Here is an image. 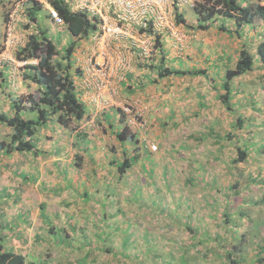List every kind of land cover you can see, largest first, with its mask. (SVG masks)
<instances>
[{"label":"rangeland","instance_id":"1","mask_svg":"<svg viewBox=\"0 0 264 264\" xmlns=\"http://www.w3.org/2000/svg\"><path fill=\"white\" fill-rule=\"evenodd\" d=\"M198 1L170 6L172 29L160 37L165 54L156 44L124 47L128 61L115 60L101 96L81 97L91 104L82 122L39 128L38 157L0 151V253H21L27 264H264V203L256 204L264 199V64L257 60L234 80L232 112L219 98L227 63L235 65L244 45L255 52L263 27H246L242 38L218 30L221 21L193 30ZM12 5H0V70L8 64L9 80L0 87V112L8 115L11 96L36 92L15 57L33 29H26L23 11L6 24L1 12ZM177 11L186 23L177 22ZM38 26L62 50L73 39L46 9ZM93 48L77 42L75 69L92 64ZM121 49L112 45L109 52ZM162 55L170 67L206 68L209 78L157 81L149 66ZM124 124L137 134V146L116 139ZM8 134L0 123V142ZM245 142L252 145L247 162H235ZM126 156L137 161L120 175L113 163ZM243 201L252 211L241 222ZM228 213L236 223H227Z\"/></svg>","mask_w":264,"mask_h":264},{"label":"trees","instance_id":"2","mask_svg":"<svg viewBox=\"0 0 264 264\" xmlns=\"http://www.w3.org/2000/svg\"><path fill=\"white\" fill-rule=\"evenodd\" d=\"M21 1L24 0L9 2L0 0V5L5 7L8 4H13L12 6L15 7ZM52 4L63 19L73 39L65 49H60L57 43L46 34V31L38 26L39 13L44 11L43 6L34 1L27 2L26 16L29 25L26 26V29L29 30L33 24L37 28L27 35L25 44L17 49L15 57L18 62L25 63L22 79L29 82L30 88L31 85L34 86L36 92H29L22 97L11 96L10 102L13 114L8 115L4 111L0 112V123L10 129L6 141L0 142V151L8 156L14 153H27L38 157L41 153L36 144L39 128L56 123L64 129H70L74 124L82 122L88 114V108L81 99L82 94L77 90L75 77L82 78L84 72L82 69H75L74 54L77 42L90 34L94 27L90 24L86 15L72 13L68 7L59 1H53ZM12 8L8 12L5 10L1 12L6 22L10 18ZM193 10L197 18V24L191 25L193 30L209 31L215 26L216 22L221 21V24L217 27L218 30L242 38L247 35L246 27H255L256 25L263 27V37L258 41L255 52L244 45L239 52L235 65L229 66L228 63L226 65L227 68L222 77L224 93L219 98L223 105L232 112L235 108L232 103L234 80L252 72L255 69L257 60L264 64V3L262 1L249 2L248 0H200L194 4ZM176 16L178 23H186L184 13L177 11ZM228 23L229 25L232 24L230 26L233 28L229 27ZM157 45L161 49V53L165 54L161 38L157 39ZM34 61L37 62L34 63ZM166 63V57L162 55L159 64L149 66L157 73V81L173 76H203L209 78V72L206 68L184 70L170 67ZM6 69H8V64L3 63V70H0V79L2 78L0 87L7 86L9 83L5 72H3ZM111 118L112 116H108V121ZM241 125L243 126L242 119L239 121V126ZM79 137L83 139L82 135H79ZM115 137L121 144L128 143L137 146L139 143L137 134L132 132L129 126L125 124L121 131L115 132ZM250 146L252 145L245 142L244 148H239V158L235 162H247ZM136 161L137 156H126L123 162L113 164L117 165L119 174L124 175L126 171L134 166ZM21 177L22 180H27L28 175L22 174ZM191 182L192 180H190ZM258 184L262 185L263 181H259ZM249 203L255 204L252 201H248ZM263 203L264 199L259 200L256 204ZM246 204L247 202L243 201L238 212V218L241 219V222L243 220L242 216H247L252 211L249 205ZM41 209L43 217H46L43 204ZM226 216L227 223H236V214L228 213ZM259 261L264 262V258H260ZM233 262L236 261L233 260ZM0 264H27V259L21 253L7 250L0 253Z\"/></svg>","mask_w":264,"mask_h":264},{"label":"built area","instance_id":"3","mask_svg":"<svg viewBox=\"0 0 264 264\" xmlns=\"http://www.w3.org/2000/svg\"><path fill=\"white\" fill-rule=\"evenodd\" d=\"M49 10L55 25L65 23L53 6L59 1L71 12L84 14L94 27L83 41L93 44L92 64L84 69L86 98L101 96L107 87V79L114 67L115 60L124 65L128 61L124 47L157 45L165 29H172L169 8L173 4L191 5V0H38ZM22 9L19 6V10ZM10 14L14 19L16 14ZM11 19L9 25L11 24ZM8 25V27H9ZM8 30V29H7ZM10 35V34H9ZM11 37V35L9 36ZM112 45L122 47L118 52H109ZM149 48V47H148ZM149 52V51H148ZM84 94V95H85ZM83 101V99H82ZM154 150L156 146L152 147Z\"/></svg>","mask_w":264,"mask_h":264},{"label":"clouds","instance_id":"4","mask_svg":"<svg viewBox=\"0 0 264 264\" xmlns=\"http://www.w3.org/2000/svg\"><path fill=\"white\" fill-rule=\"evenodd\" d=\"M25 1H27V2H28V1H30V2H31V1H34L35 3H38L39 5H42L43 8L47 10V12L49 11V10L47 9V7H46L44 4H42L41 2H39L38 0H24V1H21V2H19V3H17V4H18V5L21 4V8H22V9H20L19 11H23L22 13L25 14V16H26V5H27V2L25 3ZM27 7H28V6H27ZM14 8H16V7H14ZM14 8H13V9H14ZM13 9H12V10H13ZM72 13H73V12H72ZM48 14H49V12H48ZM49 17H50V15H49ZM26 18H27V16H26ZM27 19H28V18H27ZM51 20H52V19H51ZM9 21H10V18H9V20L6 22V24H7ZM52 21H53V20H52ZM54 24H55V23H54ZM27 25H29L28 20H27V24H26V26H27ZM33 25H34V24H33ZM33 25L30 26L29 31H31L32 29L34 30V27H35V26H33ZM64 25H65V24H64ZM64 25H63V26H64ZM31 28H32V29H31ZM36 28H37V26H36ZM30 29H31V30H30ZM35 30H36V29H35ZM31 33H32V32H31ZM83 39H85V37L82 38L80 41H83Z\"/></svg>","mask_w":264,"mask_h":264},{"label":"crops","instance_id":"5","mask_svg":"<svg viewBox=\"0 0 264 264\" xmlns=\"http://www.w3.org/2000/svg\"><path fill=\"white\" fill-rule=\"evenodd\" d=\"M10 70V69H9ZM8 72H6V74H7ZM7 76V75H6ZM8 78V77H7ZM76 79H79V77L77 76V78ZM84 79H83V77L82 78H80V80L77 82L76 81V87H77V90L78 91H80L81 92V94H82V96L87 92L86 91V89H85V87H84ZM86 105V104H85ZM88 105H91V104H87L86 106H87V108L89 109V107H88Z\"/></svg>","mask_w":264,"mask_h":264}]
</instances>
